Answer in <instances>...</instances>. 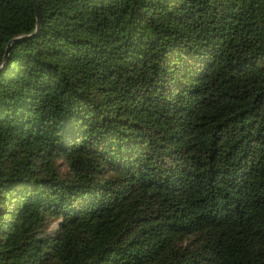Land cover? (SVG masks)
Returning a JSON list of instances; mask_svg holds the SVG:
<instances>
[{
    "label": "trees",
    "instance_id": "1",
    "mask_svg": "<svg viewBox=\"0 0 264 264\" xmlns=\"http://www.w3.org/2000/svg\"><path fill=\"white\" fill-rule=\"evenodd\" d=\"M36 3L0 0V264H264V0Z\"/></svg>",
    "mask_w": 264,
    "mask_h": 264
},
{
    "label": "water",
    "instance_id": "2",
    "mask_svg": "<svg viewBox=\"0 0 264 264\" xmlns=\"http://www.w3.org/2000/svg\"><path fill=\"white\" fill-rule=\"evenodd\" d=\"M34 2V9H35V15H36V26H37V29L39 28L40 26V14H39V10H38V7H37V3H36V0H33ZM34 36V33L28 35L27 37H16L14 39H12L7 45H6V48H5V55H4V59L6 58L7 56V53L9 51V47H10V44L14 41H17L19 39H22V38H28V37H33Z\"/></svg>",
    "mask_w": 264,
    "mask_h": 264
},
{
    "label": "rangeland",
    "instance_id": "3",
    "mask_svg": "<svg viewBox=\"0 0 264 264\" xmlns=\"http://www.w3.org/2000/svg\"><path fill=\"white\" fill-rule=\"evenodd\" d=\"M56 227V221L50 223L49 227L47 228V231L50 232V231H53Z\"/></svg>",
    "mask_w": 264,
    "mask_h": 264
}]
</instances>
